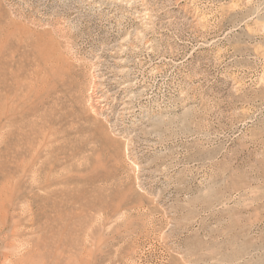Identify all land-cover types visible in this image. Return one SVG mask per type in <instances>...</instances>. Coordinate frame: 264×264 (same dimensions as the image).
Segmentation results:
<instances>
[{
    "label": "rangeland",
    "instance_id": "obj_1",
    "mask_svg": "<svg viewBox=\"0 0 264 264\" xmlns=\"http://www.w3.org/2000/svg\"><path fill=\"white\" fill-rule=\"evenodd\" d=\"M0 264H264V0H0Z\"/></svg>",
    "mask_w": 264,
    "mask_h": 264
},
{
    "label": "bare ground",
    "instance_id": "obj_2",
    "mask_svg": "<svg viewBox=\"0 0 264 264\" xmlns=\"http://www.w3.org/2000/svg\"><path fill=\"white\" fill-rule=\"evenodd\" d=\"M35 73V72H34ZM55 73V72H54ZM56 75H58L59 73H55ZM57 78L58 76H54V78ZM43 82V81H42ZM56 83V82H55ZM53 120V119H52ZM80 132V131H79ZM102 160V159H101ZM86 163V162H85Z\"/></svg>",
    "mask_w": 264,
    "mask_h": 264
}]
</instances>
